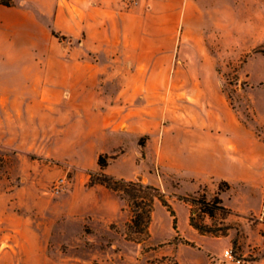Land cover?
I'll use <instances>...</instances> for the list:
<instances>
[{"label": "crops", "instance_id": "0c3cea01", "mask_svg": "<svg viewBox=\"0 0 264 264\" xmlns=\"http://www.w3.org/2000/svg\"><path fill=\"white\" fill-rule=\"evenodd\" d=\"M228 6L227 0L0 4V149L14 151L9 165L25 155L37 163L55 160L56 143L44 148L43 141L68 139L74 149L71 167L128 180L148 167L146 158L136 164L131 157L139 137L147 134V147L159 139L166 148L163 163L170 172L194 178L213 172L233 180L235 160L264 166V109L259 106L264 81L249 93L251 108L242 122L241 106L231 103L233 85L223 77L224 68H234L229 58L264 39L235 30L227 40ZM243 6L249 8L245 14ZM256 6L235 0L230 9L235 21H251L256 30ZM52 31L65 38L66 49ZM120 146L128 156L117 157L115 168L101 169L97 156ZM196 162L210 164L211 170L189 166ZM220 164L227 165L226 173L218 172ZM163 190L173 216L157 200L172 228L176 221L170 237L182 232L196 238L189 215L180 218L164 183ZM157 210L154 201L151 218ZM253 264H264V256Z\"/></svg>", "mask_w": 264, "mask_h": 264}, {"label": "rangeland", "instance_id": "374dc122", "mask_svg": "<svg viewBox=\"0 0 264 264\" xmlns=\"http://www.w3.org/2000/svg\"><path fill=\"white\" fill-rule=\"evenodd\" d=\"M227 1V40L235 30L243 34L254 31L264 39V0H243L258 5L256 30L251 21H235L230 9L235 0ZM126 2L133 5L135 0ZM248 9L243 6L244 14ZM64 39L59 41L66 49ZM232 63L234 68H224L223 77L225 83L233 85L231 103L241 106L243 122L251 108L249 93L264 81L260 75L264 74V44L237 59L229 58V65ZM259 106L264 109V102ZM148 138L141 135L131 154L136 164L146 158L148 167L119 182L116 191L105 185H90L89 172L98 171L71 167L69 156L74 149L68 139L43 141L44 148L56 143L55 160L47 158L38 163L25 155L9 165L14 151L0 149V264H235L224 260L225 249L231 250L240 264H253L264 256V215L260 214L264 166L249 167L235 160L233 180L216 178L213 172L194 178L166 169V148L159 139L147 147ZM124 152L125 146H120L106 154V166L117 167L115 159L128 156ZM189 166L202 172L211 170L208 163ZM226 171L227 165L220 164L218 172ZM8 177H13L11 182ZM163 183L174 195L180 218L192 214L194 224L205 226L201 236L200 232L196 238L180 232L171 238V219L156 197L159 210L149 222L148 234L143 226L131 227L134 202L140 204L138 211L146 202L147 194L138 191L139 186L155 187L159 191L150 194L166 196ZM182 237L190 244L182 243Z\"/></svg>", "mask_w": 264, "mask_h": 264}, {"label": "trees", "instance_id": "16d2710c", "mask_svg": "<svg viewBox=\"0 0 264 264\" xmlns=\"http://www.w3.org/2000/svg\"><path fill=\"white\" fill-rule=\"evenodd\" d=\"M0 4L2 6H10L12 4V0H0ZM52 34L58 39H62L63 37L57 34L55 31H52ZM97 163L101 169H103L107 165V155L106 154H100L97 159ZM119 182H124V179H115L112 176H109L108 174H104L102 172H89V183L90 185L94 184H102L108 187L109 189H112L113 191L117 190V184ZM138 191H143L145 194H147L145 206L143 209L138 211L137 209L140 207V204L137 202H134V209H132L133 218L131 220V227L140 228L143 226V230H145L147 233V228L151 219V212L153 209V203H154V197H156L162 205L167 209V211L170 213L171 216H173V211L171 206L168 204V202L164 199V197L157 193V195L150 194L151 191L158 192L159 189L152 187V186H139ZM189 222L192 227L195 228L200 234L205 232V226L197 225L193 223L192 214L189 216ZM173 228H176V221L173 220ZM182 241V240H181ZM182 243L190 244L189 241L183 240ZM178 264V263H175Z\"/></svg>", "mask_w": 264, "mask_h": 264}, {"label": "built area", "instance_id": "2783aa9c", "mask_svg": "<svg viewBox=\"0 0 264 264\" xmlns=\"http://www.w3.org/2000/svg\"><path fill=\"white\" fill-rule=\"evenodd\" d=\"M135 3H136V0H135ZM261 200H262V211L260 212V214H261V216H263V215H264V191H263V193H261ZM222 256H223L224 259H226V260H228V261H231V262H233V263H235V264H240V263H241V261L238 260V259L232 254L231 250H229V249H225V250L223 251Z\"/></svg>", "mask_w": 264, "mask_h": 264}]
</instances>
